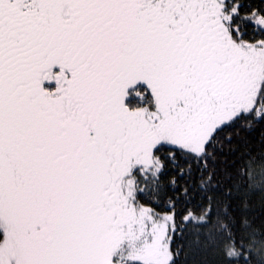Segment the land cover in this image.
<instances>
[{"label": "snow or ice", "instance_id": "snow-or-ice-1", "mask_svg": "<svg viewBox=\"0 0 264 264\" xmlns=\"http://www.w3.org/2000/svg\"><path fill=\"white\" fill-rule=\"evenodd\" d=\"M0 264H264V0H0Z\"/></svg>", "mask_w": 264, "mask_h": 264}]
</instances>
